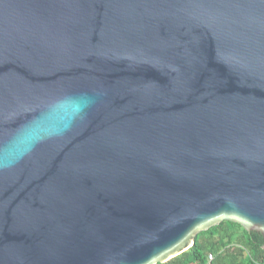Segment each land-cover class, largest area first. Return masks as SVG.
Returning <instances> with one entry per match:
<instances>
[{"label":"water","instance_id":"water-1","mask_svg":"<svg viewBox=\"0 0 264 264\" xmlns=\"http://www.w3.org/2000/svg\"><path fill=\"white\" fill-rule=\"evenodd\" d=\"M224 220L264 239V0H0V264H157Z\"/></svg>","mask_w":264,"mask_h":264},{"label":"trees","instance_id":"trees-1","mask_svg":"<svg viewBox=\"0 0 264 264\" xmlns=\"http://www.w3.org/2000/svg\"><path fill=\"white\" fill-rule=\"evenodd\" d=\"M208 254L213 256L211 261ZM157 264H264V239L258 232L224 220L197 233L187 250Z\"/></svg>","mask_w":264,"mask_h":264},{"label":"built area","instance_id":"built-area-1","mask_svg":"<svg viewBox=\"0 0 264 264\" xmlns=\"http://www.w3.org/2000/svg\"><path fill=\"white\" fill-rule=\"evenodd\" d=\"M212 259H213L212 254H208V255H207V261H211Z\"/></svg>","mask_w":264,"mask_h":264}]
</instances>
